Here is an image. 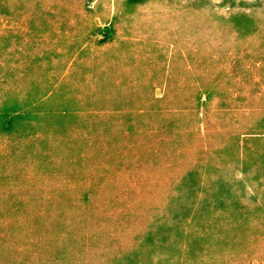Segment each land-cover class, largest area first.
<instances>
[{"label": "rangeland", "instance_id": "rangeland-1", "mask_svg": "<svg viewBox=\"0 0 264 264\" xmlns=\"http://www.w3.org/2000/svg\"><path fill=\"white\" fill-rule=\"evenodd\" d=\"M0 264H264V0H0Z\"/></svg>", "mask_w": 264, "mask_h": 264}]
</instances>
